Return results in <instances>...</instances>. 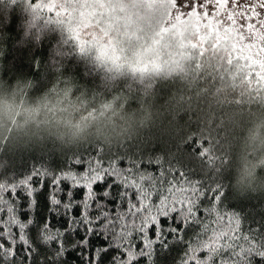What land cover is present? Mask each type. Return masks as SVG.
<instances>
[{"label":"trees","instance_id":"obj_1","mask_svg":"<svg viewBox=\"0 0 264 264\" xmlns=\"http://www.w3.org/2000/svg\"><path fill=\"white\" fill-rule=\"evenodd\" d=\"M205 12L209 16V11ZM196 15L197 13L192 19L198 23L200 35L210 32L214 36L218 32L221 37L218 44L214 38L201 43L198 37L191 34L188 41L196 43L197 48L190 47L183 71L179 75L170 78L132 79L121 85L122 89L129 92L130 108L139 107V102L143 99L145 103H151L153 108L162 114L154 125L116 149H105L95 145H85L79 150L65 153L54 152L50 148L17 151L0 149V184L9 185L10 189L12 183H19L35 169H40L41 172L49 171L55 175L69 170L81 172L86 165L73 166L75 159L87 161L96 156L105 159L114 156L118 161H123L124 168L135 161L141 165V170H147L150 175L164 173L165 183L173 178L179 181L178 173H187L186 179L200 180L206 187L221 185L227 198L216 203L218 213L225 216H232V214L238 216L242 233H247L249 229L257 234L264 232V193L249 194L244 198L235 196L230 187L231 173L226 170L217 172L216 166L208 164L202 156L205 150L214 154L221 149L222 138L229 133L226 117L230 113L264 111V82H258L250 75L251 70L245 61L237 59L239 53L232 47L235 45L239 49L242 45L248 46V41L251 42L254 39L248 33L240 35L241 37L249 36L248 41L241 37L238 39L232 33V28L225 25L219 28L211 18L210 20L205 17L202 22L204 14L201 15L202 17ZM209 21L212 27H206ZM20 22L21 16L17 8L10 9L7 15L0 11V36L4 37L0 40V70L5 77L12 79H15L17 75L36 79L39 84L36 91H40L45 86V80L51 79V73L45 75L44 66L48 62L49 49L53 46L55 37L44 41L39 47L21 46L19 44ZM225 28L232 36L229 41L224 32ZM239 28L242 29L241 26ZM245 29L248 30V28ZM253 44L251 50L255 51ZM261 57H264L263 53L257 62H263ZM64 72L72 73L88 87L96 83V78L90 75L89 68L76 63L75 60H69ZM174 98H179L183 105V110L177 112L175 118L168 111V102ZM44 179L42 190L35 193L36 206L31 210L28 208L29 197L25 195L22 188H18L14 195L10 190L0 191V196L3 197V200H0V244L7 248L12 247L13 241H16L17 253L14 259L0 260V264H91L95 248L106 246L111 240L110 235L107 239L103 236H93L91 247L81 251L74 249L71 243V239L80 238L81 233L77 232L74 237L64 242L67 251L54 260L57 243L54 241L45 243L40 240L38 226L34 224L27 231L35 250L25 255L23 245L18 240L19 230L8 221L13 214L23 221L28 219L37 221L39 217L48 213L47 195L50 176ZM33 184L39 186L36 178L33 179ZM62 187L67 190L68 183H62ZM101 188V185L94 186L97 192ZM110 191L114 198L104 200L100 197L99 199L103 200L106 209L114 214L117 210H122L125 205L120 201L117 187H113ZM176 195L179 197L181 193L177 191ZM74 198L81 200L83 189L75 190ZM210 198L211 194H209ZM61 199H64L63 194ZM204 206L210 205L204 201L200 212L197 213L198 218L202 217L204 222L212 228L222 227L223 222L217 223L215 215L209 217L204 211ZM11 209H16L15 213ZM59 212L62 214L64 210L61 208ZM73 214L79 216L80 208H74ZM92 215H96V212L93 211ZM50 220L54 228L63 229L66 224V220L59 218L55 212L50 214ZM161 223L168 222L162 220ZM9 229L11 235L8 234ZM193 229L201 230L196 224L185 226V230H182L179 236L168 237V248H162L158 244L153 246L152 261L142 258L137 264H181L184 257L183 249L188 242L185 239V233L191 239ZM154 234L155 228H150L149 238H153ZM131 239L136 243L137 248L142 246L138 233L133 232ZM118 247L111 248L108 253L103 254V264H115L112 260L114 254L122 258V253L117 251ZM256 264H260V261L257 260Z\"/></svg>","mask_w":264,"mask_h":264},{"label":"clouds","instance_id":"obj_2","mask_svg":"<svg viewBox=\"0 0 264 264\" xmlns=\"http://www.w3.org/2000/svg\"><path fill=\"white\" fill-rule=\"evenodd\" d=\"M13 7L21 16V46L55 41L44 66L51 79L42 90L32 77L12 79L0 70V149H116L157 122L162 114L151 103L129 107L121 85L183 71L191 32L178 34L185 26L174 14L169 19L170 0H0L5 15ZM69 60L88 67L95 85L65 74ZM168 105L174 118L183 110L179 98ZM226 123L229 133L214 153L216 171L231 173L237 197L264 193V111L233 112Z\"/></svg>","mask_w":264,"mask_h":264},{"label":"snow or ice","instance_id":"obj_3","mask_svg":"<svg viewBox=\"0 0 264 264\" xmlns=\"http://www.w3.org/2000/svg\"><path fill=\"white\" fill-rule=\"evenodd\" d=\"M180 7H184L187 0H179ZM171 9L169 19L173 17L175 10V20L177 24L185 26L183 30H178V34L183 37L186 32H191L203 43L214 38L217 42L221 40L219 33L214 36L210 32L200 35L198 23L192 17L194 11L183 13L180 11L178 0H170ZM229 0H216L218 8H224L227 11L226 20L235 25L237 9L242 20V28H249L253 33L260 26L261 17H264V0H232V8H228ZM206 6V5H205ZM186 15L188 19H182ZM213 15H216L214 12ZM207 17L208 13L205 12ZM175 27V25H173ZM206 27H212L211 22ZM169 29L164 28L162 32ZM228 41L232 39L229 30L224 29ZM227 41V42H228ZM188 45L195 49L197 44L188 41ZM235 52H238L237 59L245 61L251 70L250 75L255 77L258 82H264V62H257L264 48H257L252 51L251 45L241 46L239 49L232 46ZM231 62V61H230ZM158 69V65L156 66ZM103 151V149H100ZM202 156L208 164L215 163V156L209 150L202 152ZM86 165L81 172L69 170L61 172L59 175L51 174L49 171L41 172L40 169L33 170L19 183L10 185L0 184V191L10 190L13 195L18 188H22L25 195L29 197V210L35 208V193L42 190L45 177L50 176L48 180L49 192L47 195L48 213L39 217L37 221L28 219L23 221L15 214L12 215L9 224L19 230V243L23 245L24 253L27 256L35 249L28 236V229L36 224L38 226V238L45 243L56 242L57 249L54 250V260L61 257L67 249L64 242L75 236L77 232L81 233L79 239H71L74 249L81 251L91 247L93 236L105 239L110 235L111 240L104 247H97L94 250L91 264H103V254L109 252L111 248L117 247V251L122 253V258L113 255L112 260L115 264H137L140 259L152 261L154 256V245L158 244L162 248H168V237L179 236L185 226L196 224L201 230L193 229L191 239L185 233V239L188 241L183 249L184 257L181 264H264V232L257 234L251 229L247 233H242L240 229V218L235 214L225 216L218 213L216 203L222 202L227 198L221 185L205 186L200 180L187 178V173H178L179 181L175 178L165 183V174L150 175L147 170H141V165L133 161L127 168L123 167V161H118L116 157L96 156L91 160L75 159L73 166ZM38 180L39 186L33 184V179ZM68 183L67 190L62 187V183ZM101 185L99 192L94 186ZM119 189L118 196L125 207L117 210L114 214L106 209L103 200L112 197L111 189ZM83 189V198L76 200L74 191ZM130 190V191H129ZM179 191L181 196H177ZM61 194L64 199H61ZM209 194L211 198L209 199ZM134 197V198H133ZM156 197V199H153ZM0 200L3 197L0 196ZM209 217L215 215L217 223L223 222L222 227L212 228L205 223L203 218H198L201 206ZM80 208L79 216L73 214L74 208ZM64 212L61 214L60 209ZM15 213L16 209H11ZM95 211L96 215H92ZM57 213L59 218L66 220L63 229L54 228L50 214ZM166 220L167 224L161 221ZM155 228L153 238H149L150 228ZM133 232L139 234L142 246L137 248L136 243L131 239ZM11 235L9 229L8 232ZM15 243L12 247H5L0 244V260L9 261L16 257Z\"/></svg>","mask_w":264,"mask_h":264},{"label":"rangeland","instance_id":"obj_4","mask_svg":"<svg viewBox=\"0 0 264 264\" xmlns=\"http://www.w3.org/2000/svg\"><path fill=\"white\" fill-rule=\"evenodd\" d=\"M253 3H255V0H253ZM177 6L180 8V11L183 13H186L188 11H194L195 14L197 13L198 16L203 15L205 11H209V16H207L206 18L207 19H210V18L213 19L216 22V25H218L217 27H219L221 25H225V27L232 28V31H233L232 33L234 35H236L238 37V39L241 37L240 36L241 34L244 33L247 35V33H248L249 36L251 38H253L254 40H252L251 42L248 41V39L250 38L249 36L241 37V39L247 40L249 42V45H251V46L255 42L256 46H255V44H253V47H254L253 50L260 48V45H261V48H264V17H261L260 26L257 27L255 29V32L253 33L249 28H248V30H246L245 28L244 29L239 28V26H241L240 24L242 23V20L238 14L240 11L239 9H237V16L235 17V25H233L231 22L226 20V15H227L226 9L218 8L216 6V0H187V3L185 4L184 7H180V2L178 0ZM227 7L228 8L233 7L232 0H229V4ZM214 12L216 13V15H213ZM173 13L175 15V10H173ZM204 18H205V16L202 18V20H203L202 22H204ZM182 19H188V17L186 15H184V16H182ZM256 38H258V39H256ZM260 59L263 60V62H264V57L263 58L261 57Z\"/></svg>","mask_w":264,"mask_h":264}]
</instances>
